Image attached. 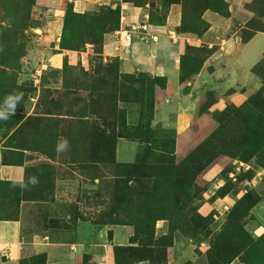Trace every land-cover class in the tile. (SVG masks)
Here are the masks:
<instances>
[{
  "label": "rangeland",
  "instance_id": "obj_1",
  "mask_svg": "<svg viewBox=\"0 0 264 264\" xmlns=\"http://www.w3.org/2000/svg\"><path fill=\"white\" fill-rule=\"evenodd\" d=\"M0 112L14 216L108 227L117 264H264V0H0Z\"/></svg>",
  "mask_w": 264,
  "mask_h": 264
},
{
  "label": "crops",
  "instance_id": "obj_2",
  "mask_svg": "<svg viewBox=\"0 0 264 264\" xmlns=\"http://www.w3.org/2000/svg\"><path fill=\"white\" fill-rule=\"evenodd\" d=\"M140 35H145L140 38L142 41L145 39L150 43L147 45L141 42ZM257 35L255 34L254 38ZM153 36L155 33L135 32L132 39L137 42L134 46L137 45L140 51L156 47ZM112 45L114 41L107 38L105 52L111 49ZM136 58L139 65H135V61H127L125 67L133 71L134 66L140 70L153 64L143 50ZM243 62L250 67L255 61L250 65L245 59ZM154 64L164 71L160 73L156 70V74L174 76L170 70L171 66ZM27 167V161L18 165H0V179L24 185L27 180ZM38 203V200H20L17 216H14L15 211H6L0 206V264H115L108 227L78 220L72 228H63L54 220V215L48 216L45 224H39L32 219V213H28V208L35 207Z\"/></svg>",
  "mask_w": 264,
  "mask_h": 264
},
{
  "label": "trees",
  "instance_id": "obj_3",
  "mask_svg": "<svg viewBox=\"0 0 264 264\" xmlns=\"http://www.w3.org/2000/svg\"><path fill=\"white\" fill-rule=\"evenodd\" d=\"M108 32H102V34L103 35H106ZM3 159V158H2ZM5 164H7V163H5V162H3V161H0V165H5ZM7 183L8 182H6V181H2L1 179H0V206H1V204H2V201H3V191H4V188H5V185H7ZM2 207V206H1ZM114 257H115V255H114ZM114 260H115V264H117V260H116V257L114 258Z\"/></svg>",
  "mask_w": 264,
  "mask_h": 264
},
{
  "label": "built area",
  "instance_id": "obj_4",
  "mask_svg": "<svg viewBox=\"0 0 264 264\" xmlns=\"http://www.w3.org/2000/svg\"><path fill=\"white\" fill-rule=\"evenodd\" d=\"M134 27V26H133ZM135 29V28H134ZM134 29H131V31H128V30H125L124 32H121L122 34H121V39H125L126 40V44H128V43H131L130 41H131V34H133V31L132 30H134ZM120 32V31H119ZM118 32V33H119ZM153 38V40H156V37L155 36H153L152 37ZM129 45V44H128Z\"/></svg>",
  "mask_w": 264,
  "mask_h": 264
},
{
  "label": "clouds",
  "instance_id": "obj_5",
  "mask_svg": "<svg viewBox=\"0 0 264 264\" xmlns=\"http://www.w3.org/2000/svg\"><path fill=\"white\" fill-rule=\"evenodd\" d=\"M17 99H19V97H17ZM0 118L7 119V116L5 115L4 112H0Z\"/></svg>",
  "mask_w": 264,
  "mask_h": 264
}]
</instances>
